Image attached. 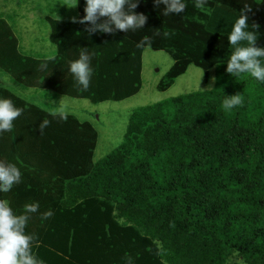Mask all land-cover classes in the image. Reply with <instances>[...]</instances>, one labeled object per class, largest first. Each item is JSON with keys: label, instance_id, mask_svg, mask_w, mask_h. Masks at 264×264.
<instances>
[{"label": "trees", "instance_id": "16d2710c", "mask_svg": "<svg viewBox=\"0 0 264 264\" xmlns=\"http://www.w3.org/2000/svg\"><path fill=\"white\" fill-rule=\"evenodd\" d=\"M85 3L79 0L80 17ZM184 3V12L165 16L164 5L140 0L144 28L91 38L86 24L48 17L58 50L51 59L22 53L12 25L0 20V69L19 88L56 97L97 103L135 95L145 47L173 58L162 91L190 64L206 76L216 68L214 87L136 108L120 145L98 161L90 120L54 117L0 80V98L23 109L12 130L0 133V160L14 163L22 179L0 198L18 213L39 204L26 231L36 235L33 251L44 264H127V257L133 264H228L235 254L264 264V83L226 72L234 51L228 36L244 4L253 7L249 25L259 23L264 46V0H207V11ZM145 36L151 45L137 47ZM84 47L94 70L87 90L69 71ZM236 93L244 103L225 111L224 100ZM44 119L50 124L41 135Z\"/></svg>", "mask_w": 264, "mask_h": 264}, {"label": "clouds", "instance_id": "9594fccd", "mask_svg": "<svg viewBox=\"0 0 264 264\" xmlns=\"http://www.w3.org/2000/svg\"><path fill=\"white\" fill-rule=\"evenodd\" d=\"M140 0H86L83 17H71L72 23L88 25L84 31L89 38L94 33L114 34L117 31L128 32L144 28L148 21V16L143 12H137L136 9ZM157 8L164 5L163 15L176 14L184 12L187 5L184 0H154ZM207 0H195V7L202 11L206 9ZM66 4L69 8L79 6L78 2L68 0ZM253 7L244 4L240 9L238 19L235 21L231 33L228 36V42L234 46L230 58L227 60L226 72L234 77L243 73H250L256 80L264 83V46H258L257 33L260 25L255 20H251L249 25L250 13ZM155 35H160L157 32ZM170 33L165 31L164 37H169ZM151 38L145 36L137 45L143 48L151 45ZM51 59V58H50ZM42 64L41 68H46ZM69 71L72 73L76 83L87 90L90 86L93 75L92 56L88 53L87 47H84L77 59L70 63ZM203 76V75H202ZM216 77L211 78L212 84ZM244 103L241 93L227 96L223 102L225 111ZM59 111L52 112L50 115L58 116L62 120H67L69 113L61 102L58 105ZM23 113V109L17 107L9 98H0V133L11 131L14 121ZM50 121L44 119L39 124L41 135L44 129L48 127ZM21 170L14 164L5 160H0V192H9L14 185L21 182ZM38 203H28L24 210L18 213L13 209L7 199L0 198V264H44V262L34 254L33 244L37 240L34 233L26 231L30 215L38 212ZM53 213L51 210L42 214V219H49ZM156 244L157 254H162V245L158 241ZM127 264H133L131 257H127Z\"/></svg>", "mask_w": 264, "mask_h": 264}, {"label": "rangeland", "instance_id": "374dc122", "mask_svg": "<svg viewBox=\"0 0 264 264\" xmlns=\"http://www.w3.org/2000/svg\"><path fill=\"white\" fill-rule=\"evenodd\" d=\"M6 1L8 7L0 6V16L9 12L5 17H11V21L17 25L18 22L15 19L14 13L9 8V5H12L10 3L12 0ZM56 1L27 0L25 2L26 6L23 9H27L28 16L21 23L26 28L22 29V31L18 29L23 53L39 57H51L56 53L55 44L49 37L50 24L45 17L47 14L56 16L54 13V4ZM64 1L68 2V0ZM75 1L73 0V2ZM23 5L20 7L21 10ZM66 7L69 8L68 6ZM173 62V58L167 51L145 47L142 58V86L139 92L123 100H107L98 103L67 95H59L56 97L54 92L47 93L48 90L45 89H39L38 95L34 96L32 91L19 88L11 80L10 75L1 69L0 80L3 86L12 89L49 111H59L58 105L62 100L65 110L69 114H74L81 120H90L99 133L98 144L94 153V160L98 161L120 145L127 131L129 118L136 108L190 91L210 89L209 84L212 83L211 78L213 76L216 77V68H212L208 76H206L205 71L201 67L190 64L187 71L177 77L168 89L160 90L158 84L173 65ZM215 84L216 81L212 84V87ZM228 264L246 263L242 257L235 254L229 260Z\"/></svg>", "mask_w": 264, "mask_h": 264}, {"label": "crops", "instance_id": "0c3cea01", "mask_svg": "<svg viewBox=\"0 0 264 264\" xmlns=\"http://www.w3.org/2000/svg\"><path fill=\"white\" fill-rule=\"evenodd\" d=\"M27 1V0H26ZM26 1H23V0H12L10 3L12 4V5H9V8H10V10L14 13V16H15V19L17 20V25L13 22V21H11V17L9 18V17H5V15H7V14H5V15H1L0 16V20H5L6 21V23H7V25H12V32L14 33V35L17 37V39H18V47H19V50L23 53V51H22V49H21V44H20V35H19V33H18V29L19 30H21L22 31V29H25L26 28V26H24V25H22V23H21V21L23 20V19H27V16H28V12H27V9H23L25 6H26V4H25V2ZM38 1H40V0H38ZM75 2H77V0L75 1ZM63 3H66L64 0H57L56 2H55V4H54V13L56 14V16H52V15H49V14H47V15H45V17H46V20L48 21V17H51V18H56V19H62V20H65V21H70L71 22V17H73V16H77V17H80V12L78 11V7H75V8H67L66 6V4H63ZM22 4H24L23 6H22V10H21V5ZM0 6H5L6 8L8 7V5H7V1L6 0H0ZM51 36V29H50V33H49V37ZM50 39H51V37H50ZM52 41V40H51ZM54 43V42H53ZM55 44V43H54ZM55 47H56V53L53 55V56H48V57H44V58H52V57H55L56 55H57V52H58V50H57V46L55 45ZM25 54V53H24ZM142 58H143V56H142ZM142 67H143V64H142ZM36 89H38L37 91H35ZM39 89H41V88H28V90L29 91H32V93H34V96L35 95H38V93H39ZM46 90V89H45ZM44 90V91H45ZM50 92H52L51 90H48V92L47 93H50ZM47 97V96H46ZM40 98H42V97H40ZM27 99V98H26ZM82 99H87V98H82ZM27 100H29V99H27ZM88 100H90V99H88ZM30 101V100H29ZM91 101V100H90ZM107 101V100H106ZM32 102V101H31ZM101 102H103V101H101ZM95 103V102H94ZM98 103V102H97ZM37 104V103H36ZM41 106V105H40ZM43 107V106H42ZM45 108V107H44ZM48 110V109H47ZM52 112V111H51ZM87 120V119H86Z\"/></svg>", "mask_w": 264, "mask_h": 264}]
</instances>
